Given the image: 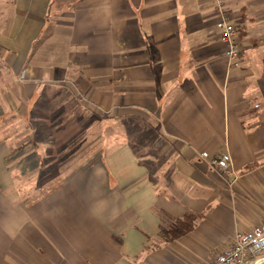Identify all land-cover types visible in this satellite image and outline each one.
Returning <instances> with one entry per match:
<instances>
[{"label":"crops","instance_id":"obj_1","mask_svg":"<svg viewBox=\"0 0 264 264\" xmlns=\"http://www.w3.org/2000/svg\"><path fill=\"white\" fill-rule=\"evenodd\" d=\"M229 15L237 69L212 0H0V264H203L264 223V0Z\"/></svg>","mask_w":264,"mask_h":264},{"label":"built area","instance_id":"obj_2","mask_svg":"<svg viewBox=\"0 0 264 264\" xmlns=\"http://www.w3.org/2000/svg\"><path fill=\"white\" fill-rule=\"evenodd\" d=\"M220 16L218 30L220 41L226 46L225 57L231 68L241 66L242 49L239 40V31L229 15L230 0H212ZM207 152L201 153L202 158H208ZM231 156L224 153L212 160V166L226 174H231ZM264 264V223L244 234H238L233 242L214 260L203 264H250L252 262Z\"/></svg>","mask_w":264,"mask_h":264},{"label":"trees","instance_id":"obj_3","mask_svg":"<svg viewBox=\"0 0 264 264\" xmlns=\"http://www.w3.org/2000/svg\"><path fill=\"white\" fill-rule=\"evenodd\" d=\"M198 215H188L182 220H178L174 223L173 227L165 232V235H168V240H173L178 238L186 233H189L193 230L195 226V221L197 220Z\"/></svg>","mask_w":264,"mask_h":264},{"label":"rangeland","instance_id":"obj_4","mask_svg":"<svg viewBox=\"0 0 264 264\" xmlns=\"http://www.w3.org/2000/svg\"><path fill=\"white\" fill-rule=\"evenodd\" d=\"M53 169H54V168H51V169H50V172H51V171L54 172L55 170H53ZM44 183H46V181H44Z\"/></svg>","mask_w":264,"mask_h":264}]
</instances>
